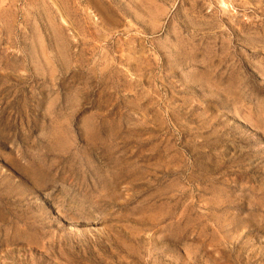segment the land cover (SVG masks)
<instances>
[{
    "label": "rangeland",
    "instance_id": "obj_1",
    "mask_svg": "<svg viewBox=\"0 0 264 264\" xmlns=\"http://www.w3.org/2000/svg\"><path fill=\"white\" fill-rule=\"evenodd\" d=\"M0 264H264V0H0Z\"/></svg>",
    "mask_w": 264,
    "mask_h": 264
}]
</instances>
